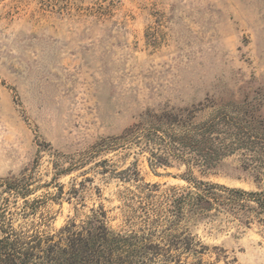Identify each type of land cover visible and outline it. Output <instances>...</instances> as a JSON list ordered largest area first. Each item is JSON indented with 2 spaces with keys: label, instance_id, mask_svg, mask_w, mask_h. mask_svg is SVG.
<instances>
[{
  "label": "rangeland",
  "instance_id": "374dc122",
  "mask_svg": "<svg viewBox=\"0 0 264 264\" xmlns=\"http://www.w3.org/2000/svg\"><path fill=\"white\" fill-rule=\"evenodd\" d=\"M215 104L264 120V0H0V209L8 198L14 228L54 233L102 207L129 234L147 228L134 197L149 201L145 184L159 202L195 180L263 191L264 168L243 151L208 172L155 167L137 145L93 151L149 112ZM129 167L138 183L113 173ZM22 179L36 214L6 190ZM155 227L165 257L147 264H264V215L185 210Z\"/></svg>",
  "mask_w": 264,
  "mask_h": 264
},
{
  "label": "trees",
  "instance_id": "16d2710c",
  "mask_svg": "<svg viewBox=\"0 0 264 264\" xmlns=\"http://www.w3.org/2000/svg\"><path fill=\"white\" fill-rule=\"evenodd\" d=\"M208 108L209 117L197 121L198 114ZM129 145H137L148 152L155 167L169 166L172 160H179L186 165L194 163L203 172H208L225 158L243 151L248 153L245 156L249 161L264 168V120L250 119L229 106L216 104L203 108L163 110L159 114L149 112L141 123L122 136L104 140L93 151L97 154ZM95 154H91L90 158ZM107 163L103 160L98 165ZM113 173L120 179L139 182L137 168L129 167ZM22 182L23 179L6 182V190L16 199L23 200L22 207H16L21 209L23 216L36 214L40 201L29 199L32 190ZM153 188L157 186L145 184L143 188L149 195V201L134 195L139 200L138 211L147 228L140 233L129 234L112 230L107 212L102 207L80 224L72 221L54 233L16 229L13 225L19 211L9 209L10 200L5 198L7 202L0 209V264L155 263L158 257H165L163 250L149 239L157 232L155 225L167 221L170 227H175L184 217L185 210L201 217L215 210L236 216L250 212L259 217L264 215V190L248 192L195 180L192 189L166 196L164 201L159 202L150 200V196L157 191ZM144 192H141L142 195ZM15 204L18 205V202L15 201ZM46 223L47 219L41 217L39 225ZM194 252L199 253L196 249ZM168 257L173 259L171 254Z\"/></svg>",
  "mask_w": 264,
  "mask_h": 264
}]
</instances>
